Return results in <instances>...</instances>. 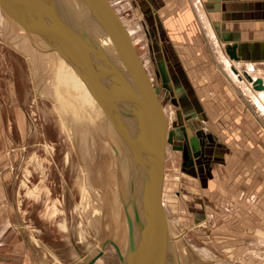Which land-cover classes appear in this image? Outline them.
I'll return each instance as SVG.
<instances>
[{"label":"rangeland","instance_id":"rangeland-1","mask_svg":"<svg viewBox=\"0 0 264 264\" xmlns=\"http://www.w3.org/2000/svg\"><path fill=\"white\" fill-rule=\"evenodd\" d=\"M108 1L122 19L135 51L154 84H160V75L159 96L165 100V110L170 118L161 202L175 231L185 232L181 230L183 227H192L189 232L193 233V236H183L189 245L188 258L183 257V262L227 264L225 261L228 259L231 260L228 264H233L234 253L227 252L231 253H226L228 257L221 249L229 250L230 248L226 247L233 244L222 243L223 236L219 235L221 220L219 221L220 218H217L218 214L215 212L211 216L207 213V210H212L209 205L206 206L207 212L205 211L202 199L207 203L210 201L205 198L203 185L201 189L198 185V180L203 182L206 180L205 175L212 174L211 170L216 177L221 178L222 167H230L229 157L232 155L225 153L223 157L217 154L222 153L218 148L212 152L208 151L206 146L209 140L202 136V132V137L200 133L188 135L190 125L195 129L206 122L201 116L204 115L205 108L202 110L200 105L193 107L186 104L181 98V83L175 81L176 76L174 78L172 75L176 82V85L173 84L174 88L171 84L168 66L158 54L155 39L158 28L161 31V27L149 23L143 13L145 10L154 14L157 13L156 9L140 8V0ZM0 12V264H83L81 261L95 254L96 246L110 233V214L105 208L104 197L102 199L100 195L106 194L108 197L109 192H104L105 173L109 171L108 168L114 170V164L109 163V159H113L110 145L112 139L108 134H104L100 127L96 131H90L88 127L82 131L74 128L75 123L71 122L68 124V140L67 135L64 134L63 137V133L53 130L56 118L53 106L57 108L59 99L63 100L62 96L56 95L59 94L56 92L59 88L54 76L56 61L59 59L54 51L36 47L34 42L26 39L25 33L15 29L13 26L16 20L12 16V23L10 22V12H5L1 7ZM216 61L224 68L225 73L217 66L235 91L237 89L233 85L234 82H240L241 86L247 87L253 104L249 102L247 93L244 94L245 99L257 110L263 122L264 111L259 100H264V88H249L232 75L230 67L222 57L218 56ZM231 61L237 69H241L235 60ZM173 64L175 67L176 62ZM156 68L159 70L158 76L155 73ZM192 73L194 76L198 75ZM227 74L233 83L229 81ZM250 74L255 78L260 77L264 83L263 76L252 72ZM182 77L185 78L184 75ZM177 79L179 80V77ZM243 80L248 84L250 82L246 77ZM178 85L179 88H176ZM237 87L243 94V87ZM213 92L217 93L215 90ZM195 94L200 96L202 91L197 90L196 93L195 90ZM176 97L177 100L174 99ZM208 105L213 112L214 107L209 103ZM215 108L218 110V107ZM47 110L49 111L46 114ZM61 111L69 117V109ZM182 118H186V121H181ZM212 124L215 125L214 122ZM209 130L207 127L206 131ZM59 146L61 153L56 151ZM200 150L204 151V154ZM234 172H237L236 168L230 171L231 176L225 178L222 175V179H225L222 182L225 190L223 197L227 199L237 195L231 189L241 178L239 175H233ZM113 176L111 180L114 182L115 174ZM92 196L100 200L98 208L90 207L93 202L89 200L86 203L87 197ZM99 209L101 214L96 215L94 211ZM205 213L207 220L201 218ZM262 244L248 248L244 255L257 254L263 258ZM27 253L29 261L24 260ZM100 255V259L93 261V264H120L116 248L111 242L106 244ZM236 260L242 264L244 256L241 255Z\"/></svg>","mask_w":264,"mask_h":264},{"label":"crops","instance_id":"crops-1","mask_svg":"<svg viewBox=\"0 0 264 264\" xmlns=\"http://www.w3.org/2000/svg\"><path fill=\"white\" fill-rule=\"evenodd\" d=\"M139 4L142 9L153 7L157 11L153 14L144 10L143 13L149 23L161 27V31L158 28L155 39L158 54L168 66L167 72L173 88V84L176 85V82L180 81L183 93L181 98L186 104L193 107L200 105L202 110L205 108L204 115H200L206 122L200 127L196 126V130L190 125L188 135L200 133L201 136L202 132V136L209 140L206 146L208 151L212 152L218 148L222 153L217 154L223 157L225 153L231 154L230 167L226 168L224 165L222 175L225 178L231 176L230 171L236 168L237 172L233 175H239L241 178L231 189L237 194L236 197L230 199L223 197L225 190L222 182L225 179H222V175L221 178L216 177L211 170L212 174L205 175L206 180H198L199 188L203 185L205 198L210 201L208 204L202 199L205 211L209 205L212 210L206 212L210 216L215 212L218 214L217 218H220L219 221L221 220L219 235L223 236L222 243L233 244L226 247L230 248L229 250L221 249L225 255L230 251L234 253L233 264H241L236 260L241 255L244 256L242 264H264V257L257 254L244 255L248 248L264 242V121L262 122L253 105H249V102L253 104V101L247 87L241 86L240 82L233 83L227 74L238 92L237 86L245 90L242 91L243 94L237 93L223 74L224 68L216 61L218 56L222 57L230 67L232 75L249 88H252V82L248 84L243 79H248L250 72L264 77V0H140ZM8 17L11 22L10 14ZM227 44L236 45V59L227 53ZM231 59L235 60L241 69H237ZM192 72L198 75L194 76ZM172 75L174 78L176 76V82ZM251 77L255 78L254 75ZM176 88H179V85ZM195 90L196 93L201 90L202 94L196 95ZM213 90L217 93H212ZM246 93L250 97L249 102L245 99ZM174 99L177 100V97ZM208 103L214 107L213 112ZM184 120L186 121V118L181 121ZM207 127L210 128L209 131H206ZM200 151L204 154V151ZM89 202H92L91 198ZM99 202L94 198L90 207L98 208ZM206 216L205 213L202 218ZM28 255L27 253L24 260H30ZM230 261L226 259L225 262L228 264Z\"/></svg>","mask_w":264,"mask_h":264},{"label":"water","instance_id":"water-1","mask_svg":"<svg viewBox=\"0 0 264 264\" xmlns=\"http://www.w3.org/2000/svg\"><path fill=\"white\" fill-rule=\"evenodd\" d=\"M80 3H83V6ZM80 3L75 2L74 4L77 7V12L79 9H85L90 18L86 19V23L76 25L73 18L63 15L58 10L56 0H0L1 8L7 13L10 12L12 16H15L16 13L19 14V11L27 14L31 18L29 21L33 24L32 29L38 30V27L42 26L47 34L46 37L52 41V49L62 46L71 53L73 51L79 53L81 57L82 54L91 57L95 63V58L104 57L109 61L108 73L110 74V66L115 70V80L123 88V105H125L128 115L133 117L136 123L138 150L135 160L132 157V140L135 132L132 134L128 132L127 147L132 167L135 168L140 163L138 166L140 189L138 194L136 193V197H139V204L133 209L127 202L125 204L128 211L127 224L130 234L126 255L123 256L117 244L109 238H105L101 242V246L104 247L108 240L111 241L122 261L121 264H165L168 257L167 244H170V227L165 221V210L161 204V187L170 118L168 120L163 112L162 102L157 96L159 84L151 83L122 19L110 2L108 0H80ZM91 24L95 25L96 30L105 40L107 39L108 43L106 42V44L114 50L112 53L116 57L111 58L106 52H103L101 42L96 40V31L90 26ZM225 49L231 58L237 57L234 52L235 44H227ZM93 54H97V56H92ZM77 62L83 64L82 59ZM100 66L105 68V63L101 62ZM87 81L96 87L95 79ZM254 86L256 88L263 86L260 77L254 79ZM105 89L106 86L102 89L103 97ZM102 96L103 104L108 111L109 103ZM122 197L125 198L127 195L122 193ZM100 253L98 248L97 252L89 257L86 264H91Z\"/></svg>","mask_w":264,"mask_h":264},{"label":"bare ground","instance_id":"bare-ground-1","mask_svg":"<svg viewBox=\"0 0 264 264\" xmlns=\"http://www.w3.org/2000/svg\"><path fill=\"white\" fill-rule=\"evenodd\" d=\"M56 1L58 5V10L63 15L68 16L69 18H73V22L76 25L77 24L82 25L83 23H86V19H88V17L90 18L87 10L85 11V9L84 10L81 9L82 11L79 9V12H77V7H75L74 4L75 2L80 3V0H56ZM9 14L11 15V13ZM10 17H12V15ZM13 17H14V20H16L13 27L15 29L16 28L20 29L21 33H25V37L27 40H30L32 43L34 42L35 46L38 48H46V50L54 51L55 55L57 56V59H59V61L56 59L57 61H56V69L54 72L55 74L54 76L56 77L58 88H59L58 90L56 89L57 90L56 92L59 93L56 95H60V97L62 96L63 100L61 98L59 99L60 104L57 108L56 106L54 107L52 105L53 111L56 116L54 120L55 127H52L53 130L57 131L58 133H63L61 134L62 136L64 134L67 135L66 138L68 140L70 139L69 134H68V132H70L68 128V124L69 122H71V123H75L74 128H77V130L81 129L82 131L86 130L87 127L89 128L90 131H96V129L100 127V129L103 130L104 134H108L112 139V141H110V145L112 146L113 159L110 158L109 163L114 164V170L111 171V168L110 169L108 168L110 167L108 163L107 168L109 171H106L105 173L104 192L108 191L109 193H108V197H106V194L100 195L101 198L104 197V200L106 201L105 208L108 211L107 213L110 214V217L108 218L109 219L108 226L110 228V233H108V235L105 236L103 240L105 238L106 239L109 238L113 240L117 244L119 251L124 256L126 255L128 251L129 243H130V234H129L128 224H127L128 220L126 219V215L128 211H127V208L125 207V204L126 202L130 204L132 209L135 208V206L137 207L139 204L138 202L139 197H136V193L138 194V191L140 189V173H139V168H138L140 163L139 165L136 164L137 167L133 168L129 160L131 157L129 155V149L127 147L128 132H130L131 134L135 132L136 123H135L134 118L128 115L129 113L126 110L125 105H123V102H122L123 97H124L123 88L120 86L119 83H117V80H115V73H114L115 70L112 69V67L110 66L109 67L110 74L108 73L107 67L109 65L108 64L109 61H107V59H105L104 57L102 58L98 56L97 58H95L96 59V63H95L94 60L91 59V57H88L87 55H84V54H82V57H81L79 53L74 52V51L71 53L67 48L62 47V46L61 47L57 46L58 47L57 49L55 48L52 49L51 47L53 45L52 41H50V39L46 37L47 34L43 30L42 26H39L38 30L32 29L33 24L30 23L29 21V19L31 18H29L27 14L25 13H20V11H19V14L16 13L15 16ZM90 26L94 28V30L96 31L95 37H97L96 40H98L99 43L101 42V47L103 49V52H106L111 58L116 57L112 53L114 52V50L110 49L109 46L106 44L107 39L105 40V38L101 36L100 32L96 30L95 25L91 24ZM40 44L42 46H40ZM149 49L151 50V45H149ZM94 55L97 56V54H93L92 56ZM80 59H82L83 64L82 63L79 64L77 62L78 60L80 61ZM139 59L143 66L141 58ZM101 62L105 63V68L103 66L102 67L100 66ZM147 73H148V76L150 77L151 83L154 84L152 81V77L149 75L148 71ZM155 73L157 74V76L159 75V70L157 68L155 69ZM86 75L88 76V79L90 80L95 79V81L97 82L96 87H93L90 83H88L87 81L88 79ZM158 78L160 82L159 85H161L160 75ZM248 79L252 82V85L254 86L255 78L249 75ZM261 82L263 84L262 79H261ZM104 86H106V89L104 90L105 94L103 97L101 93L103 91L102 89H104ZM262 88H264V84L261 88H257V89H262ZM159 93H160V86H159V91H158L157 96H158V99L162 102L163 112L167 116L165 106H164L165 100L160 98ZM100 95L103 98H105V100L109 103V106H107L109 109L108 111H106V108L102 101L103 99L101 98ZM51 103H54V102H51ZM259 103L264 110V100L262 101L259 100ZM61 109L65 111L69 109L70 110L68 111L69 117L66 115V113L63 114ZM48 111L49 110L46 111V114L48 113ZM168 127H169V124H168ZM62 128H64V132H62ZM168 129L169 128H167V135H168ZM56 135L58 136L57 133ZM132 146H133V156L132 157L135 160V158L137 157L136 151L138 150L136 132L134 133V138L132 140ZM59 149H60V146L56 147V151L60 152L61 150ZM110 150H111V147H110ZM107 158H109V156ZM114 174H115V180L113 182L111 178L112 179L114 178L113 176ZM122 193L123 194L125 193L127 195V197H125L126 201H125V198L122 197ZM111 196L113 197L111 198ZM90 198L92 202L94 201L93 196L87 197V199L85 200L86 203ZM97 200L99 199L95 197V201ZM164 208L165 207L163 206V209ZM98 212H100V209L94 213L98 215L97 214ZM165 218H166L165 221L170 227L169 229L170 244H167L168 250L167 249L166 250L168 251V257L165 260V264H184L183 257L186 256V258H188L187 249L189 245L184 241L183 236L184 234L185 235L191 234L189 236L192 237L193 233L189 232L190 228L192 227H187V228L183 227L181 230L185 232H181L177 230L175 231L174 230L175 227H173V223L170 220V218L167 216L166 211H165ZM203 219L207 220L208 218L204 217ZM44 228L42 229L43 231H44ZM108 242H111V241L108 240L106 244ZM105 246L102 247L100 243L96 246V250L99 248L100 252L102 253V251L105 249ZM100 256L101 255L99 254L93 261L97 262L100 259ZM88 259L89 258L82 260L81 262L86 264V261H88ZM93 261L91 264H93ZM73 263H68V264H73ZM121 263L122 261L120 260V264ZM188 264H193V263L189 262Z\"/></svg>","mask_w":264,"mask_h":264}]
</instances>
